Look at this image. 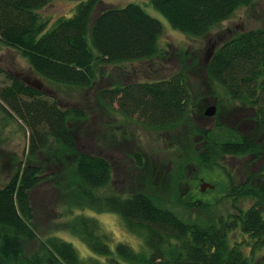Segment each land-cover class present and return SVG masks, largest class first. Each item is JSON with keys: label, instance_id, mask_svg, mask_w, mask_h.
I'll use <instances>...</instances> for the list:
<instances>
[{"label": "trees", "instance_id": "16d2710c", "mask_svg": "<svg viewBox=\"0 0 264 264\" xmlns=\"http://www.w3.org/2000/svg\"><path fill=\"white\" fill-rule=\"evenodd\" d=\"M53 1L0 0V41L21 51L33 71L57 89L91 88L105 63L136 64L163 55L159 46L163 23L139 4L102 7L101 0L81 1L74 15L49 27L39 11ZM150 1L173 28L192 37L209 35L239 8L254 3ZM209 55L205 73L211 85L220 86L225 94L221 100L253 110L254 125L247 134L227 130L226 139L192 121L193 99L198 95L191 91L184 69H196L197 57L190 67L181 57L183 70L170 78L117 82L113 88H98L97 98L105 111L114 112L118 102L125 117L138 115L153 129L183 126L185 135H199L201 147L195 155L202 166L217 165L221 158L251 156L243 182H234L228 174L234 212L205 216V203L186 192L182 199L190 200L184 204L194 214L185 217L187 213L164 206L148 192L109 191L112 164L100 153L81 150L76 139L75 127L88 120L90 112L63 107L56 95L13 78L11 84L0 86V109L30 128L28 157L33 162L19 165L0 186V264H264V257L259 258L264 250V27L234 33ZM67 155L74 159L62 170L60 160L52 158L63 160ZM135 158L138 167L143 166L142 157ZM258 160L260 169L252 170ZM57 162L60 171L51 170ZM50 181L63 198L64 225L104 259L84 260L57 233L39 232L34 193ZM87 209L118 213L125 227L142 238L144 250L120 242L114 251L110 235L97 218L85 214Z\"/></svg>", "mask_w": 264, "mask_h": 264}, {"label": "rangeland", "instance_id": "374dc122", "mask_svg": "<svg viewBox=\"0 0 264 264\" xmlns=\"http://www.w3.org/2000/svg\"><path fill=\"white\" fill-rule=\"evenodd\" d=\"M81 1L86 0H54L39 11L41 19L47 21L48 26L52 27L59 19L74 15L76 6ZM101 1L102 7H124L130 3H136L158 18L164 28L159 38L163 55L136 64L128 62L102 64L99 66L97 82L91 88L80 91L64 87L65 90H61L57 89L53 83L39 77L21 51L0 41V86L11 84L13 78L24 82L26 79L37 81L42 84V87L45 86L40 90L50 96L56 95V99L63 107L74 106L89 111L90 118L84 122L80 121L75 127L76 139L81 150L100 153L112 164L113 177L109 191L125 194L148 192L164 206L181 215L187 213L184 214L185 217L194 214L184 204L190 200L182 199L186 192L195 200L205 203L207 208L205 216L213 213H215L214 216H219L226 212H234L232 198L229 196L228 174L229 177L232 176L234 182H243L247 176L246 164L251 160V156L221 158L218 159L217 165L212 166L211 163L202 166L195 155L201 147L199 135H185L182 131L183 126L173 129H153L141 123L137 118L138 115L135 118L125 117L118 109V102L114 103V112L105 111L106 109L99 104L97 89L103 86L113 88L117 82L124 85L137 79L170 78L183 70L181 57L189 67L193 64V58L197 57L199 65L196 69L190 71L187 67L184 69L190 80L191 91L198 95V98L193 99L192 121L201 128L216 130L213 131L214 136H222L226 139L227 130H234L241 135L247 134L254 125L251 119L253 110L243 106H229L223 102L221 97L225 94L221 92L220 86H213L208 81L205 64L209 60L210 51L229 36L236 32L264 27V0H254L251 6L239 8L231 18L215 26L213 31L205 37H192L173 28L150 0ZM218 101H220L219 105ZM213 105L217 107L215 116L206 115V109ZM217 124L221 127H217ZM30 143V128L21 120L10 117L0 109V186L10 180L19 165L33 162L28 157ZM135 155L142 157L143 166L138 167ZM52 159L60 160L59 168L64 170L72 163L74 156H63V160ZM51 165V170L60 171L57 168L58 162ZM223 167L228 172H225ZM260 167V160L251 166L252 170H258ZM193 176L204 177L214 185V188L207 187L204 191L201 190L200 182L197 186V180L191 179ZM62 199L61 193L53 187L52 181L43 183L34 193L39 232L42 235L57 233L72 243L84 260L93 257L104 259L94 254L80 237L64 225L67 217H64L62 213L64 210ZM37 203L42 205V209L38 208ZM85 214L99 220L104 231L111 237L110 246L114 251L120 242L128 244L137 251L144 250L142 238L125 227L118 213L87 209ZM241 238L242 236H239V239ZM235 241L233 235L232 242ZM263 257L264 250L259 252V258Z\"/></svg>", "mask_w": 264, "mask_h": 264}, {"label": "flooded vegetation", "instance_id": "af4514ba", "mask_svg": "<svg viewBox=\"0 0 264 264\" xmlns=\"http://www.w3.org/2000/svg\"><path fill=\"white\" fill-rule=\"evenodd\" d=\"M26 81L29 83V84H31L32 86H34V87H36V88H39L40 86H41V84H39V83H37V81L35 82V81H31V80H28V79H26ZM192 180H194V179H196L197 181H196V184H197V186L199 185V182H200V184H201V187H200V189L202 190V186H203V184H205V186H207V187H209V185H212V183H210L209 181H207L204 177H199V176H193V178H191ZM195 184V185H196ZM206 187V188H207Z\"/></svg>", "mask_w": 264, "mask_h": 264}, {"label": "water", "instance_id": "95a60500", "mask_svg": "<svg viewBox=\"0 0 264 264\" xmlns=\"http://www.w3.org/2000/svg\"><path fill=\"white\" fill-rule=\"evenodd\" d=\"M216 112H217V107H216L215 105H213V106H210V107H208V108L206 109L205 114L208 115V116H215ZM209 186H210V187H213V185H212V186L209 185ZM206 187H207V186H205V184H203V186H202V190H205Z\"/></svg>", "mask_w": 264, "mask_h": 264}]
</instances>
